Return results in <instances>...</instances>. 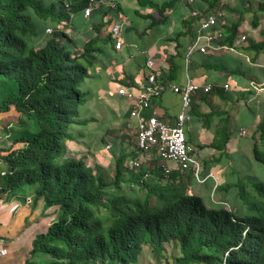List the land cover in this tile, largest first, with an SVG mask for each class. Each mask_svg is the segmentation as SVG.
Returning a JSON list of instances; mask_svg holds the SVG:
<instances>
[{
    "label": "trees",
    "instance_id": "1",
    "mask_svg": "<svg viewBox=\"0 0 264 264\" xmlns=\"http://www.w3.org/2000/svg\"><path fill=\"white\" fill-rule=\"evenodd\" d=\"M176 1L149 3L163 12ZM199 1L196 7L219 12L222 0ZM87 4L0 0V114L14 109L19 116L1 129L11 145L0 147V199L17 197L25 203L29 198L33 209L42 202L43 211L59 207L57 219L33 239L26 264L38 257L48 264H136L145 250L159 264H264V180L257 176L248 175L251 181L238 193L243 203L236 211L209 207L203 196L190 192L192 172L165 175L162 168L145 165L134 170L125 162L137 159L132 158L136 152L112 153L117 155L113 180L84 159L68 157L69 142L81 136L76 127L96 120L81 115L88 99L80 86L90 75L84 60H90L93 43L81 50L64 29ZM259 8L264 11V1ZM226 22L218 42L233 45L242 33L243 14ZM258 24L256 18L253 25ZM244 49L257 56L264 52V39H250ZM209 59L215 68L231 72L227 59ZM223 89L214 86L212 92ZM230 136L226 130L216 133L223 155ZM253 138L254 158L264 166V115ZM210 166L207 162L203 175Z\"/></svg>",
    "mask_w": 264,
    "mask_h": 264
},
{
    "label": "crops",
    "instance_id": "2",
    "mask_svg": "<svg viewBox=\"0 0 264 264\" xmlns=\"http://www.w3.org/2000/svg\"><path fill=\"white\" fill-rule=\"evenodd\" d=\"M149 1L162 4L170 0H106L94 6L90 15H86L84 9L72 14L73 26H63L79 49L82 50L88 41L93 43L92 56L88 61L90 75L80 87L85 95L91 96L82 109L83 117L93 116L96 120L76 127L81 136L76 141L69 142L68 157L76 159L83 157L82 159L97 170L103 169L111 173L115 169L117 155L112 153L129 155L135 152L137 156L134 158H141L145 166L160 168V160L155 152L143 153L137 148L136 119L130 118L132 103L119 93L122 86L134 89L136 92L145 86L149 57L156 60L160 76L164 81L183 85L191 78L199 83L211 82L215 86L224 88L222 94L199 91L193 97L190 110L192 119L186 123V132L191 135L188 140L195 151L196 147L202 148L204 151L210 150V154L206 153V156L210 155L209 158L212 154L216 156L218 154L215 153L218 144V141L216 144V133L225 130L231 135L227 143L228 147L232 149L236 145L240 149L242 146L240 136H243L241 130H245V126L240 124L238 117L242 109L249 105L248 103L247 106L244 105L245 93L252 89L250 88L253 87L252 82H256L257 77L264 74V52L256 56L254 52L246 51L243 43L236 52L215 49L204 53L196 50L188 55V48L192 44L196 29V22L190 17L194 5L189 6L183 0H177L160 12ZM199 4L200 1L196 5ZM87 6L88 4L85 7ZM116 23L122 25L119 38L122 39L123 45L120 49L116 48V37L112 33V27ZM220 23L223 25L227 22L221 19ZM229 52L236 54L235 58H232L234 62L228 64L231 72L227 73L211 65L210 56L215 59L224 58V56L228 57ZM246 55L257 59L254 63L250 62L255 66L250 68V73L255 74L235 72L236 68L246 71L242 68V63L249 62ZM87 81H95L97 87L93 91L86 88ZM226 83L229 84L228 88H225ZM182 110L181 95L168 87L162 95L153 100L152 106L145 112L151 115L155 111L161 119L174 124L178 113ZM198 113L208 116H200ZM258 113L256 119L252 121L254 125L259 123L260 115L264 114V106ZM129 122L131 126H128ZM236 133L237 136L234 137ZM5 138L3 143L8 147L11 145V139L6 136ZM1 141L0 139V147H3ZM108 144L111 145L109 149L106 148ZM219 156L220 160L210 162L209 170L204 173L208 175L213 172V176L198 184L192 177L191 182L194 193L203 196L209 207L218 206L214 205L215 203L221 205L223 201L230 203L235 195L228 190L231 184L234 188L239 179V175L224 179V175L234 166L230 156L223 154ZM144 157L147 159L145 162L142 159ZM132 161L130 157L125 163L132 165ZM205 170L206 167L204 172ZM224 187H229L227 192L224 191L225 193L220 195L224 200L218 196L219 200H215L209 193L210 190H214L213 193L217 195L222 193L221 189H226ZM196 188H204L206 192ZM208 199L211 200L210 204L207 203ZM41 205L44 207L41 202L33 209L30 199L21 204L17 197H12L9 202L0 199V236L6 240L15 239L14 227L17 226L19 217L28 213L31 215L35 213L34 218L37 217L40 209H43L40 208ZM4 211L5 216L2 215ZM11 214L13 216L10 220ZM49 225L50 222L44 225V231ZM33 235L30 240L32 243L35 238ZM31 249L32 244L28 246L23 256L17 260L11 259L8 264H26Z\"/></svg>",
    "mask_w": 264,
    "mask_h": 264
},
{
    "label": "built area",
    "instance_id": "3",
    "mask_svg": "<svg viewBox=\"0 0 264 264\" xmlns=\"http://www.w3.org/2000/svg\"><path fill=\"white\" fill-rule=\"evenodd\" d=\"M106 0H88V6L84 9L86 15H90L94 6L104 3ZM189 6H193L190 11V17L196 22V34L192 44L188 48V55L199 50L208 53L211 50H233L238 51L239 47L246 42L247 35L240 33L233 45L221 44L219 39L224 37L222 32V24L220 23L223 13L207 12L202 8L196 7L199 0H183ZM121 24L116 23L112 27V33L116 37L115 46L120 49L123 45L121 36ZM48 32L52 31L51 27L47 28ZM147 81L145 86L138 92L134 89L120 87L119 93L129 99L132 103L130 110V118L136 119V141L137 148L143 152H155L160 160V168L163 169L165 175L171 174L173 171L180 173L192 172L196 180L200 183L205 182L208 177L213 176L210 172L203 175L204 166L196 154L194 146L189 142L186 132V123L192 119L190 112L192 108L193 97L199 91L210 93L214 89V84L199 83L189 78L185 84H175L171 81H164L159 72L157 62L153 57L147 59ZM254 88L259 89L260 83L252 82ZM181 95L183 110L178 113L176 122L171 124L161 119L154 111L148 115L145 110L152 106L153 100L168 88ZM229 84H225L228 88ZM128 126H131L129 122ZM245 130L242 131L245 134ZM110 144L106 146L107 149ZM134 167L138 168L143 165L140 158L132 161ZM151 175V170L147 169L145 177ZM6 240L0 237V255L8 254Z\"/></svg>",
    "mask_w": 264,
    "mask_h": 264
},
{
    "label": "rangeland",
    "instance_id": "4",
    "mask_svg": "<svg viewBox=\"0 0 264 264\" xmlns=\"http://www.w3.org/2000/svg\"><path fill=\"white\" fill-rule=\"evenodd\" d=\"M263 1L264 0H222L221 3H219L217 8H216V11L219 10L223 13L222 18L225 20H228L229 18H234L237 20L238 17L241 14H243V22H242V25L240 26V31L247 35L246 42H244V45H243L244 47H246L248 45L250 39H255L257 41L264 39V11H261L259 8V6L261 5V3ZM231 8H238L239 10L233 11V10H231ZM256 18L259 21L258 26L253 25V21ZM49 21H51V20H48L45 23H50ZM43 24H44V21H42L39 24V27L42 28ZM51 28H52L51 32L47 31L50 34H52L54 31L53 27H51ZM29 40H31L30 42L34 41V39L32 37H29ZM228 51H233V50H228ZM234 55H236V54L229 52L228 57L224 56V60L227 59L228 62L232 63V62H234V60H233L235 58ZM245 57H246V59L248 57L247 61L249 60V62H248V64L242 63V68H244L247 73L248 72L250 73V68L255 67V66H252L250 64V62H252L250 55H248V56L246 55ZM84 63L87 65L89 64V62L87 60H84ZM250 74H255V73L251 72ZM257 78L258 79L256 80V82L260 83L261 86H259V89L253 88L254 86L253 87L250 86V88L255 89V93H253V96H250L248 94L246 95L245 100H244V105H246V103H248L249 105L248 106L246 105L247 107H244L242 109L241 115H239V117H238L240 124H243V126H245V130L247 132L245 135L240 136L242 146L240 149H238L237 146L235 145L234 147H232V149H233L232 150L227 145V147H226L227 151L224 152L226 154V156L231 157L230 160L233 162V166H234V167H231L230 171L224 175V179L225 178H232L233 176L238 177V175H239L241 185L239 186V188L237 186H235L233 188L234 185L231 184L228 192L230 191V193H234L235 196L232 197V199H231L232 201L230 203L227 201H223V203L227 204L228 206L230 205L229 207L231 209L232 208L235 209L236 211L238 210L236 208L239 207V205L241 203H243L242 199H240V196H238V193L240 194L241 192H244V189H243L244 187H242V186H246V184H248L251 181V179L248 177V175H251L253 177L255 175L258 178L264 180V166L262 163L255 160L253 150H252L253 144L255 142V140L253 138V134H254V132L256 133L257 125H258V122L255 125L252 124V121L256 119L255 117L259 114L258 112L259 111L261 112V110H263V106H264V74L260 75ZM252 85H253V83H252ZM85 87L93 91L97 87V84L95 81H87L85 83ZM250 97H251V100H250ZM88 98L91 99V96L90 95L87 96V99ZM81 115L83 116L82 110H81ZM263 115L264 114L260 115L259 121L263 118ZM17 117H19L18 112H16L14 109L8 113L0 114V139L2 140L1 142H2L3 147L7 144L3 143V142H5L6 138L4 135H2L3 133L1 131V129L3 127H5L6 124H8L9 122H13V120H16ZM233 136L236 137L237 133L234 134ZM187 137H188V139H189V137L191 138V135L188 131H187ZM206 153L210 154V150L204 151V150H202V148L196 147V154L199 157V159H200V161L204 167H205L207 162H214V160H217L218 155L221 154V151L220 150L215 151V153L216 154L218 153V154L216 156H212L211 158H209L210 155L206 156ZM80 158H83V157H80ZM80 158H78V159H80ZM132 158H134V157H132ZM142 159H144V162H145V160H147L146 157H144ZM132 160H134V159H131V161ZM131 166L133 167V164ZM133 169L137 170L136 167H133ZM114 174H115V170H113L111 173L108 172L106 174V177L109 178L110 180H113ZM192 175H193V173H192ZM196 183L198 184L199 182L196 180ZM192 188H193L192 184H190L189 190H191V192L193 193L194 190H192ZM196 190L206 192L204 190V188L203 189H197L196 188ZM224 191L227 192L226 189H223L221 191L222 193H217V195L213 193L214 190H210L209 193H210V195H213V198L215 200H219V198L224 200L220 196V195H223L225 193ZM196 192H198V191H196ZM235 193H237V195ZM252 195H253V191H252ZM10 200L11 199H9L8 201H5V202H9ZM19 200H20V204L23 203L22 199H19ZM210 202H211V200L208 199L207 203L210 204ZM214 205H219V204L215 203ZM40 208H44V207L41 205ZM42 210L43 209H40V214L38 213L37 217H35V218H34L35 213H32V215L30 213H28L26 216L22 215L19 217L18 224H17V226L14 227L16 233L13 236L15 239L7 238V240H6V238H5V240L7 242V247H8L9 253L6 255H0V264H8V262L11 259L17 260L20 256H23L25 254L26 250H28V246L32 244V242L30 241L32 234H34L33 236L36 237L39 233L44 232V228H45L44 225L47 222H50V224H51L53 221H55L57 219L58 212H59L58 206H53V207L48 208L46 211H43V212H42ZM102 214H105L104 211H102ZM2 215L3 216L6 215L5 211ZM12 216H13V214L10 215V217H9L10 220H11ZM28 256H30V252H29ZM36 259L37 260L31 261L32 264L35 261H38L37 264H48V261L44 260L43 258L40 259V257H38ZM162 263L165 264L163 260H162ZM136 264H159V260L153 256V254L151 253L150 250H145L144 254H142V256H141L140 261H138V263H136Z\"/></svg>",
    "mask_w": 264,
    "mask_h": 264
},
{
    "label": "clouds",
    "instance_id": "5",
    "mask_svg": "<svg viewBox=\"0 0 264 264\" xmlns=\"http://www.w3.org/2000/svg\"><path fill=\"white\" fill-rule=\"evenodd\" d=\"M244 130V129H243ZM243 130H241V133H242V131ZM246 131V130H245ZM243 134V133H242ZM245 134H246V132H245ZM245 134H243V135H245ZM204 172V171H203ZM196 179V178H195ZM200 183V182H199ZM190 192H191V190H190ZM220 204V203H219ZM221 205H224L226 208H228V209H231L227 204H224L223 202L221 203Z\"/></svg>",
    "mask_w": 264,
    "mask_h": 264
}]
</instances>
